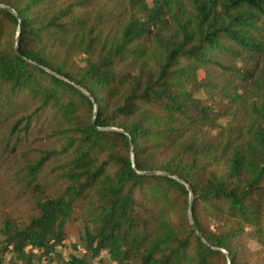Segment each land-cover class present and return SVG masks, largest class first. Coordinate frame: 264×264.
Here are the masks:
<instances>
[{"label": "trees", "instance_id": "obj_1", "mask_svg": "<svg viewBox=\"0 0 264 264\" xmlns=\"http://www.w3.org/2000/svg\"><path fill=\"white\" fill-rule=\"evenodd\" d=\"M105 1L0 0V100L33 105L9 134L48 111L29 182L60 169L0 264H264V0Z\"/></svg>", "mask_w": 264, "mask_h": 264}, {"label": "rangeland", "instance_id": "obj_2", "mask_svg": "<svg viewBox=\"0 0 264 264\" xmlns=\"http://www.w3.org/2000/svg\"><path fill=\"white\" fill-rule=\"evenodd\" d=\"M102 4L108 5L105 0H98L96 6H89L87 10L93 12L102 7ZM198 97L208 100L205 92H200ZM4 101L3 97L0 100V230L7 217L17 222L24 220L31 209L32 199L49 192L53 178L60 172L59 163L51 162L40 172L35 182H29L27 162L32 160L38 150L57 146L54 138H51L54 120L48 111H40L29 121L23 120L20 124L22 130L10 135L9 125L21 116L30 114L33 105L27 98L19 100L12 106ZM78 227L71 232L65 247L60 249L64 257L71 253L72 243H79ZM6 256L8 259L9 255ZM103 264L112 263L104 260Z\"/></svg>", "mask_w": 264, "mask_h": 264}, {"label": "water", "instance_id": "obj_3", "mask_svg": "<svg viewBox=\"0 0 264 264\" xmlns=\"http://www.w3.org/2000/svg\"><path fill=\"white\" fill-rule=\"evenodd\" d=\"M0 8H4V9L10 11L11 13H13L17 17L16 13L12 9H10L9 7H6L4 5H0ZM19 30H20V23H19V26H18V32L16 34V38H15V51L18 54V56L22 57L21 54L19 53V47H18ZM51 74L55 75L56 77H58L61 80H64L62 77H60V76H58V75H56L54 73H51ZM64 81L68 82L67 80H64ZM73 85L75 87H77L75 84H73ZM83 93L88 96V94H86L85 92H83ZM91 101L94 104V111H93V116H92V124L95 126L94 118H95V114L97 112V105H96V103H95V101H94L93 98H91ZM98 130H103V131H118V132H121V133H123V134H125V135H127L129 137V135H128L127 132H125L123 130L115 129V128H98ZM131 158H132V166H133V168H135L133 155H132ZM157 173H159V172H144V173H140V174H157ZM165 175L176 179L178 182H180L181 184L185 185L186 189L188 190V192H189V207H188L187 216H188V220H189V223H190L192 229L196 232L197 235H199L198 232H197V230H196V227L194 225L193 219L191 217L190 204H191V201H192V197L193 196H192V192H191L190 187L183 180L177 178L176 176H173V175H170V174H165ZM216 250L222 252L225 255L226 259H227V263L228 264H231L230 256H229V254L226 251H224L222 249H216Z\"/></svg>", "mask_w": 264, "mask_h": 264}]
</instances>
